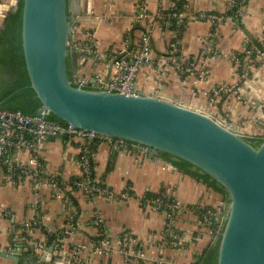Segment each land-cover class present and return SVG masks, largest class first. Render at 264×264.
Masks as SVG:
<instances>
[{
    "label": "crops",
    "instance_id": "obj_1",
    "mask_svg": "<svg viewBox=\"0 0 264 264\" xmlns=\"http://www.w3.org/2000/svg\"><path fill=\"white\" fill-rule=\"evenodd\" d=\"M179 1L180 8L184 6L190 13L223 16L237 12V16L215 23L208 19L177 22L174 17L154 23L152 59L138 70L136 90L210 111L235 123L239 133L263 138L264 61L247 50L255 46L254 40L264 39V0H90V12L84 0L79 20L72 24L71 42L80 43L84 32L91 31L95 46L89 54L71 48L72 73L77 69L90 83L111 75L109 59L127 48L124 39L134 45L144 32L142 21L136 17L139 3L155 15L175 11ZM173 41L178 42L175 54L170 50ZM220 86L228 90L215 93ZM211 98L216 101L210 102ZM82 152L91 159L95 182L110 190L111 195L80 190L54 195L46 184L33 188L30 180L6 181L0 166V249L18 248L17 264H158V258L165 264L195 263L196 254L208 238L204 234L192 238L198 227L191 208L197 203L209 208L219 205V192L157 156H149L145 148L112 146L107 140L87 144L77 138L48 137L41 155L44 174L59 175L65 181L77 177ZM127 189L132 196L123 198L121 194ZM145 189L152 193L165 190L188 205L173 220L182 237L180 248L163 243L165 211L140 202ZM25 222L32 223L26 230ZM122 230L138 239L146 259L127 263L115 246L91 251L98 236L104 234L114 240ZM56 236L62 238L59 248ZM37 243L47 247L53 244L55 259L44 263L35 257L40 252ZM77 247L80 249L76 252ZM0 264L12 262L0 256Z\"/></svg>",
    "mask_w": 264,
    "mask_h": 264
},
{
    "label": "water",
    "instance_id": "obj_2",
    "mask_svg": "<svg viewBox=\"0 0 264 264\" xmlns=\"http://www.w3.org/2000/svg\"><path fill=\"white\" fill-rule=\"evenodd\" d=\"M83 3L22 0L21 44L30 87L40 101L37 112L45 110L66 124L93 131L100 140L115 138L145 148L149 156L175 166L159 156L168 153L208 174L228 197L226 204L219 202L224 225L216 264H264V137L254 146L235 123L171 99L76 85L67 59L72 54V24L79 20ZM85 4L90 12V0ZM17 7V0L0 2V28ZM53 248L49 245L35 257L52 261ZM0 256L17 264L19 249H0Z\"/></svg>",
    "mask_w": 264,
    "mask_h": 264
},
{
    "label": "built area",
    "instance_id": "obj_3",
    "mask_svg": "<svg viewBox=\"0 0 264 264\" xmlns=\"http://www.w3.org/2000/svg\"><path fill=\"white\" fill-rule=\"evenodd\" d=\"M233 6V3L230 4ZM237 12L233 14L219 16L214 13H190L184 6L181 10H173L171 12L159 11L155 15L149 14L144 7V3H139L137 11V19L142 21L144 32L137 40L136 44H130L127 38L124 39L127 48L123 50L120 56L113 55L111 65V75L105 80L104 76L97 77L93 83L86 78L80 76L77 69L72 73V81L79 86L99 87L105 86L109 91H116L125 94H134L137 92L135 86V78L140 67L151 62L150 54V37L154 23L163 22L166 17H174L177 22L183 19H208L212 23L220 22L223 19H236ZM78 21V19H76ZM75 21V23H76ZM91 31H85L78 48L77 42L70 41V47L79 49L85 54L94 51L95 39ZM262 48L252 46L249 51L258 59L264 61V39L263 37L256 39ZM178 42L170 43V50L173 54L178 52ZM177 66V64H176ZM227 87L220 86L215 93H225ZM217 95V94H216ZM212 99L210 102L214 103ZM47 112L42 110L36 114L28 115L16 110H8L0 108V166L2 167L6 181L17 183L24 180H30L33 188H39L41 185H49L53 189L54 195H64V191H73L72 187L77 188L87 194L104 193L111 195L110 190L98 185L92 177L91 159L82 152L78 158L79 175L69 180L62 179L59 175L46 176L42 169L41 155L44 150L46 139L53 135L56 137L77 138L85 143L100 140L101 136L93 131H87L81 128L73 127L70 124H62L47 119ZM224 118V117H223ZM112 146L123 147L126 143L120 139L107 138L104 139ZM142 148V147H137ZM151 190L145 189L139 196L140 202L155 210L165 211L163 243L171 248H180L182 245V237L178 229L174 226L173 220L176 215L181 214L189 207L178 199L172 197L167 191L159 190L150 194ZM123 198H128V189L121 194ZM197 215V229L192 238L206 235L208 241L217 233L222 221L223 209L219 205L206 208L197 203L191 208ZM205 209L203 214H199V210ZM212 220V224L211 221ZM100 219H96L99 222ZM31 222L23 224L24 229L31 226ZM214 224V226H212ZM62 242L60 236H56L55 244L59 248ZM36 246L40 252L46 250V244L37 243ZM116 247L122 254L127 263L146 259V254L142 244L126 230H122L114 240L104 237L93 243V252H102ZM85 248L84 245L80 246ZM80 247H77L76 252ZM76 254V253H74ZM158 264H165L162 259H157Z\"/></svg>",
    "mask_w": 264,
    "mask_h": 264
},
{
    "label": "trees",
    "instance_id": "obj_4",
    "mask_svg": "<svg viewBox=\"0 0 264 264\" xmlns=\"http://www.w3.org/2000/svg\"><path fill=\"white\" fill-rule=\"evenodd\" d=\"M181 3V1L176 3L177 10L181 9ZM17 4V9L9 12L5 19H3V24L0 28V108L16 110L24 114L32 115L37 113L40 101L36 97L35 91L30 87L29 77L25 68L21 44L22 0H17ZM235 9V6H233L232 10L235 11ZM229 13H231V11H229ZM253 44L262 48L261 44L256 40L253 41ZM71 64L72 59L70 56L67 59V69L70 77L72 76ZM85 87L91 86L87 85ZM47 119L65 124L64 121L54 114H48ZM248 139L254 146H257L262 140V138L252 137ZM159 156L170 161L179 170L201 179L221 194L225 204L228 202V197L224 189L216 183L215 180L211 179L208 174L199 171L197 168H193L192 165L185 160L173 158L168 153L160 152ZM72 190H77V188L72 187ZM150 194L153 193L150 192ZM64 195H69V191H64ZM222 209L224 211V208ZM204 210L205 209L199 210V214L202 215ZM210 222L212 224V220ZM223 225L224 222L222 221L216 236L209 240L201 251L196 254L194 264H216L219 236ZM212 226H214V224ZM104 237V234L98 236L100 239Z\"/></svg>",
    "mask_w": 264,
    "mask_h": 264
},
{
    "label": "rangeland",
    "instance_id": "obj_5",
    "mask_svg": "<svg viewBox=\"0 0 264 264\" xmlns=\"http://www.w3.org/2000/svg\"><path fill=\"white\" fill-rule=\"evenodd\" d=\"M208 112H210V111H208ZM213 114V113H212ZM220 196H221V194H220ZM222 200H223V198H222Z\"/></svg>",
    "mask_w": 264,
    "mask_h": 264
}]
</instances>
